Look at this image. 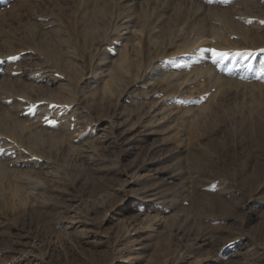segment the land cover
<instances>
[{
    "label": "rangeland",
    "instance_id": "1",
    "mask_svg": "<svg viewBox=\"0 0 264 264\" xmlns=\"http://www.w3.org/2000/svg\"><path fill=\"white\" fill-rule=\"evenodd\" d=\"M0 264H264V0H0Z\"/></svg>",
    "mask_w": 264,
    "mask_h": 264
},
{
    "label": "snow or ice",
    "instance_id": "2",
    "mask_svg": "<svg viewBox=\"0 0 264 264\" xmlns=\"http://www.w3.org/2000/svg\"><path fill=\"white\" fill-rule=\"evenodd\" d=\"M208 3H213L216 2V0H207ZM220 3H228L229 0H219ZM215 56L218 57H226L228 54L227 53H213ZM215 62V61H214Z\"/></svg>",
    "mask_w": 264,
    "mask_h": 264
}]
</instances>
